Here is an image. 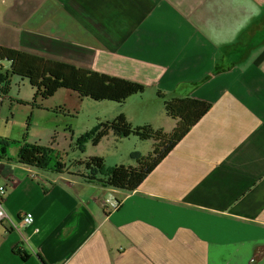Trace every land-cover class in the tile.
Segmentation results:
<instances>
[{"label": "crops", "instance_id": "crops-1", "mask_svg": "<svg viewBox=\"0 0 264 264\" xmlns=\"http://www.w3.org/2000/svg\"><path fill=\"white\" fill-rule=\"evenodd\" d=\"M0 47L114 77L104 101L120 111L144 94L150 118L163 106L157 122L115 115L133 126L171 132L157 92L211 76L189 97L213 105L133 193L19 164L23 143L59 146L6 136L0 114L3 206L16 224L34 216L20 232L0 224V264H264V0H0ZM0 68L2 112L34 99Z\"/></svg>", "mask_w": 264, "mask_h": 264}, {"label": "trees", "instance_id": "trees-1", "mask_svg": "<svg viewBox=\"0 0 264 264\" xmlns=\"http://www.w3.org/2000/svg\"><path fill=\"white\" fill-rule=\"evenodd\" d=\"M2 62L9 65L7 74L21 77L29 82L35 91L32 103L35 107H38V100H48L61 89L77 93L82 98L91 93L96 101L114 100L111 97L116 84L114 77L4 47H0V63ZM0 78H2L1 74ZM210 78L196 84H180L172 94L157 92L158 97L170 99L166 102L165 110L169 117L177 121L176 127L171 132L157 130L150 125L133 126L125 116L119 115L112 121L98 124L96 130L87 132L77 139V148L81 153L86 151L88 143L97 146L111 134L121 139L133 136L140 141H152L153 150L147 156L133 154L135 167L118 165L111 167L107 166L104 158L90 157L72 163L71 168H75L77 172L82 171L80 177L88 182L133 193L211 110L212 104L189 97ZM135 87L136 89L130 93L138 94L143 90L142 86ZM127 96L128 94H125L123 99ZM19 103L27 104L20 101ZM17 159L19 164L41 172L64 174L70 171V168L61 162L60 155L50 147L23 143L19 148ZM43 191L44 194L47 193L46 189ZM262 257H264V247L255 255L253 262H258Z\"/></svg>", "mask_w": 264, "mask_h": 264}, {"label": "rangeland", "instance_id": "rangeland-1", "mask_svg": "<svg viewBox=\"0 0 264 264\" xmlns=\"http://www.w3.org/2000/svg\"><path fill=\"white\" fill-rule=\"evenodd\" d=\"M7 68L9 65L5 63V72ZM11 76L9 79L18 80L20 83V87H17L15 82H12V91L16 93L20 88L21 97L31 99V94H34L35 91L29 82L18 76ZM2 83H5L3 79ZM148 99L149 94H144L136 101L131 98L127 101L124 110L120 111L118 108L120 105L110 101H96L91 93L82 98L77 93L61 89L54 97L43 100L46 106L43 107V111H36L33 118L31 107L34 99L28 100L30 102H26V105L20 104L17 100H8L7 103L11 102L13 106L4 109L3 112L0 109V114L4 116L1 129H7L5 124L11 123L9 128L11 132H7L6 136H11L12 139L23 141L27 134V142H57L59 148H56V152L67 167L75 160H86L90 157L104 158L107 166L111 167L115 165L135 167L136 162L130 157L131 154L138 153L147 156L153 150L152 141H140L133 136L121 139L111 134L97 146L88 143L86 151L81 153L77 148V139L87 132L96 130L98 124L114 120L115 115L119 112L137 120L144 118L150 122L159 121L163 115H166L164 108L161 106L156 116L150 118L148 110H154L155 105ZM142 107L145 108V111L140 113ZM7 119L9 120L7 121ZM7 151L10 153V148ZM71 167L69 168L75 170Z\"/></svg>", "mask_w": 264, "mask_h": 264}, {"label": "built area", "instance_id": "built-area-1", "mask_svg": "<svg viewBox=\"0 0 264 264\" xmlns=\"http://www.w3.org/2000/svg\"><path fill=\"white\" fill-rule=\"evenodd\" d=\"M0 67H1V63H0ZM4 85L2 83V79L0 78V102L4 101V95H3V91H4ZM6 195V190L5 188H0V224H4V223H8L11 226V230L20 232V227L23 228H29L32 227L34 224V216L32 214V212H27L24 214V216L22 218H20V222L18 224H16L15 222H13L11 220L10 215L7 213V211L4 209L3 206V201ZM103 207L105 210L110 211V212H115L117 211L120 207H121V203H119L116 199H106L103 202ZM37 232V230H35ZM28 240L24 239V243H27Z\"/></svg>", "mask_w": 264, "mask_h": 264}]
</instances>
